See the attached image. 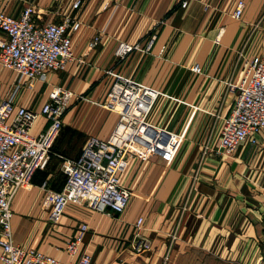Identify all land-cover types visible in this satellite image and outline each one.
I'll list each match as a JSON object with an SVG mask.
<instances>
[{"label":"crops","instance_id":"crops-1","mask_svg":"<svg viewBox=\"0 0 264 264\" xmlns=\"http://www.w3.org/2000/svg\"><path fill=\"white\" fill-rule=\"evenodd\" d=\"M29 5L39 23L71 16L81 28L71 35L75 60L66 70L32 88L21 82L15 98L16 106L40 111L53 86L75 95L49 165L13 190L14 244L69 262L66 246L87 225L79 253L90 254L92 264H264V132L233 156L219 148L236 98L228 84H239L244 59H264V0H0V13L19 17ZM121 43L134 47L124 59L116 56ZM111 74L161 93L149 121L181 138L177 153L168 162L134 147L120 175L132 192L123 214L69 205L53 225L42 187L62 191L58 155L75 160L89 137L107 140L116 128L118 115L102 107ZM18 85L17 74L0 65V98ZM46 126L40 119L33 134ZM139 218L151 249L136 254Z\"/></svg>","mask_w":264,"mask_h":264},{"label":"built area","instance_id":"built-area-1","mask_svg":"<svg viewBox=\"0 0 264 264\" xmlns=\"http://www.w3.org/2000/svg\"><path fill=\"white\" fill-rule=\"evenodd\" d=\"M81 6L77 1L75 8ZM187 6V2L183 4ZM244 10L237 6L235 16ZM40 17L32 5L19 17L0 13V65L14 71L19 85L8 96L0 98V254L1 264H92L87 252L79 253L87 225L68 242L69 262H62L35 249L14 244L11 209L13 190L32 184L34 176L49 165L54 145L62 131L63 119L75 98L73 92L53 86L40 111L16 106L20 83L32 88L38 80L46 81L50 74L66 70L75 60L71 35L81 23L67 16L60 22L39 23ZM102 41L97 34L89 44L95 49ZM134 47L121 43L117 58L124 59ZM243 76L239 84L229 83L236 98L230 115L224 120L219 148L233 156L244 144L257 145V135L264 132V59H244ZM200 73L199 67L193 69ZM113 84L104 108L118 115L116 128L107 140L89 137L80 156L68 159L58 155L65 185L60 192L43 185L42 207L49 211V222L58 225L69 205L86 206L95 212L121 215L127 209L132 192L122 185L120 175L128 167L134 147L160 155L170 162L177 153L180 137L149 121L161 93L122 75L111 74ZM40 119L47 122L43 132L33 134ZM137 235L132 243L136 254L149 251L151 243L141 231L143 219L136 223Z\"/></svg>","mask_w":264,"mask_h":264},{"label":"rangeland","instance_id":"rangeland-1","mask_svg":"<svg viewBox=\"0 0 264 264\" xmlns=\"http://www.w3.org/2000/svg\"><path fill=\"white\" fill-rule=\"evenodd\" d=\"M70 64V63H69ZM102 107H104V104H102ZM67 112V111H66Z\"/></svg>","mask_w":264,"mask_h":264}]
</instances>
